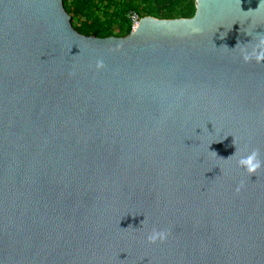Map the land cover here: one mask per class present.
Masks as SVG:
<instances>
[{
	"label": "water",
	"instance_id": "obj_1",
	"mask_svg": "<svg viewBox=\"0 0 264 264\" xmlns=\"http://www.w3.org/2000/svg\"><path fill=\"white\" fill-rule=\"evenodd\" d=\"M194 7L98 38L0 0V264H264V0Z\"/></svg>",
	"mask_w": 264,
	"mask_h": 264
},
{
	"label": "trees",
	"instance_id": "obj_2",
	"mask_svg": "<svg viewBox=\"0 0 264 264\" xmlns=\"http://www.w3.org/2000/svg\"><path fill=\"white\" fill-rule=\"evenodd\" d=\"M76 31L98 38L125 37L131 32L130 12L160 19L191 18L192 0H63Z\"/></svg>",
	"mask_w": 264,
	"mask_h": 264
},
{
	"label": "clouds",
	"instance_id": "obj_3",
	"mask_svg": "<svg viewBox=\"0 0 264 264\" xmlns=\"http://www.w3.org/2000/svg\"><path fill=\"white\" fill-rule=\"evenodd\" d=\"M241 58L245 63H248L252 60H255L257 63L264 61V39H261L251 49V51H247V50L242 51ZM100 66L102 65L98 63V67ZM233 143L235 145L234 141ZM231 157H229L228 159H230ZM236 166L237 168L243 169L245 173L248 175V177H250L252 175H256L258 171L264 168V160L261 159L260 151L258 149H253L250 152H248L246 155L239 156V158L236 160ZM242 187H243V182H241V184L237 187L236 191L239 192ZM144 223L145 220L143 221V224ZM168 234H169L168 231L165 229L153 228L152 231L147 235L146 240L149 244H155L157 242L163 243L167 239Z\"/></svg>",
	"mask_w": 264,
	"mask_h": 264
},
{
	"label": "built area",
	"instance_id": "obj_4",
	"mask_svg": "<svg viewBox=\"0 0 264 264\" xmlns=\"http://www.w3.org/2000/svg\"><path fill=\"white\" fill-rule=\"evenodd\" d=\"M192 1H195V0H192ZM128 19L131 23V32L134 31L137 27H138V24H139V21H140V17L137 13L135 12H130L128 14Z\"/></svg>",
	"mask_w": 264,
	"mask_h": 264
}]
</instances>
